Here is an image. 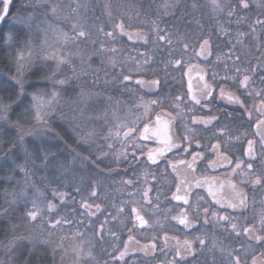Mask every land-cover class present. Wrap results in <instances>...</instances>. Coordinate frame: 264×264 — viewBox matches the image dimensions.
<instances>
[{"label":"snow or ice","instance_id":"1","mask_svg":"<svg viewBox=\"0 0 264 264\" xmlns=\"http://www.w3.org/2000/svg\"><path fill=\"white\" fill-rule=\"evenodd\" d=\"M0 5L6 250L36 264H49L41 246L50 264H264V0H207L214 24L194 36L165 20L181 0L135 21L106 0L110 30L88 26L87 0Z\"/></svg>","mask_w":264,"mask_h":264},{"label":"rangeland","instance_id":"2","mask_svg":"<svg viewBox=\"0 0 264 264\" xmlns=\"http://www.w3.org/2000/svg\"><path fill=\"white\" fill-rule=\"evenodd\" d=\"M65 2H67V0H65ZM87 2H88V12H87V24H88V26L91 27L92 25H97V26L104 25L106 27V30H110L111 25L109 23V17L107 16V14L104 11V5H105L106 0H87ZM107 2L110 4L113 17H115V18H120L122 13H127L128 15H131L133 17L134 21L137 19H144V18H142L141 11H139L140 16L136 17V12L138 10L136 8H132L129 5L130 3L127 2V0H107ZM17 3H19V0ZM152 13H155V11ZM123 18L127 19L126 16ZM65 30H67V29H65ZM93 31H94V29H93ZM35 40H36V43H39V38H35ZM161 73L163 74L162 71H161ZM72 100H76L75 93H71L70 95H66L65 101H63V108L61 109V111H63L64 114L68 117H71V115L73 114L71 109L76 108L78 110L77 104L70 103V101H72ZM79 106L82 107L83 105H79ZM95 110H96V106L92 102H89L87 113H89V114L93 113ZM109 119L111 120V117H109ZM57 120H59V119H55L53 121V123H56ZM93 123L96 124L97 128H99L100 131L105 130V129L107 130V126H103L102 120L101 121L93 120L88 124V126L90 127ZM23 226L24 225H21V229L23 228ZM32 226L34 228H37V231H39V228L37 227L36 224H34Z\"/></svg>","mask_w":264,"mask_h":264},{"label":"trees","instance_id":"3","mask_svg":"<svg viewBox=\"0 0 264 264\" xmlns=\"http://www.w3.org/2000/svg\"><path fill=\"white\" fill-rule=\"evenodd\" d=\"M127 2L130 3L129 5L132 8L141 11L142 18H145L144 13L147 12V10L149 11V6H151V13L155 11L154 9L158 0H127ZM192 3L193 0H181V5L175 11V14L166 17L165 20L169 25L178 27L181 32L194 36L200 31L201 22L199 17V7L196 10H193L191 8ZM197 21H199V24H197ZM161 27H164V25L162 24ZM96 63L98 64V61ZM0 238H3V236L0 235ZM24 258L29 259L26 254H24ZM31 260L33 261V264L36 261L34 257H31Z\"/></svg>","mask_w":264,"mask_h":264},{"label":"flooded vegetation","instance_id":"4","mask_svg":"<svg viewBox=\"0 0 264 264\" xmlns=\"http://www.w3.org/2000/svg\"><path fill=\"white\" fill-rule=\"evenodd\" d=\"M17 2H18V0H17ZM197 2H198V5H199V17H200V22H201L200 25H202L203 28H204V31L207 32V31L213 26V24H214V20H213V18H212V16H211V13H210L209 8L205 6L206 3H207V0H198ZM0 7H2V5H0ZM243 30H244V29H243ZM216 43L220 45L221 50H224V51L227 50V49L224 47V41H223V38H220L219 40H217ZM245 43L247 44V43H249V41L246 40ZM253 52L255 53L256 56L259 55V52L256 51L255 49H253ZM253 63H255V59H254V58H253ZM161 75H163V74L161 73ZM172 75H177V74H176V73H172ZM112 94H113V95H118V94H116V93H112ZM122 99L127 100L128 98H127V96H124V97H122ZM126 111H127V109L122 108V109L120 110V113H119L120 116L123 117V116L125 115ZM60 121H61V120H57V122L54 123V126H57V127H58V130H59L60 128L66 127V124L63 123L64 121H61V122H60ZM105 131H107V130H106V129H105V130H102L101 133H103V132H105ZM71 142H72V141L69 140V143H71ZM73 146H75V145H73ZM81 150H82V149H81ZM86 154H87V153H86ZM237 155H239V153H237ZM127 191H132L131 187H129ZM111 195H112L113 197H115L117 203H118L121 199H128V198H129L128 195H127V192H125V193H111ZM77 199H79V197H77ZM163 206H164V205L162 204V207H163ZM109 210L111 211V209H109ZM101 219H103V217H101ZM45 227H47V226L45 225ZM225 235H226V234H225ZM54 238H55V237H54ZM125 238H126V234H125ZM225 243H228V241L226 240ZM42 249H43V246H41V253H38V255L40 256L41 261H48L49 264H50L51 259H52V258H51V255H50V254L47 255V256L42 255ZM24 254H26V256H27L29 259H31V257L28 256V252H27V250H25ZM70 258H71V257L69 256L68 259H70ZM56 259H57V262H59V255H57ZM101 259H102V258H101ZM202 259H203V258H202ZM35 263H36V261L34 262V264H35Z\"/></svg>","mask_w":264,"mask_h":264},{"label":"clouds","instance_id":"5","mask_svg":"<svg viewBox=\"0 0 264 264\" xmlns=\"http://www.w3.org/2000/svg\"><path fill=\"white\" fill-rule=\"evenodd\" d=\"M30 230H36L37 228H34L32 225H24L21 231H30ZM3 236V235H2ZM4 240L3 238H0V241ZM26 249L23 247H18L13 251L6 250L3 243H0V264H25V258H24V251Z\"/></svg>","mask_w":264,"mask_h":264}]
</instances>
